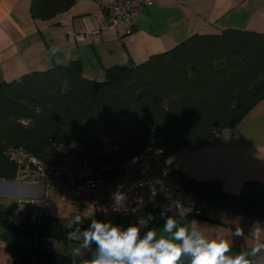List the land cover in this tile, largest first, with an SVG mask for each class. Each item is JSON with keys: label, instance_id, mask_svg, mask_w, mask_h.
Listing matches in <instances>:
<instances>
[{"label": "trees", "instance_id": "obj_1", "mask_svg": "<svg viewBox=\"0 0 264 264\" xmlns=\"http://www.w3.org/2000/svg\"><path fill=\"white\" fill-rule=\"evenodd\" d=\"M76 3L32 0L30 14L49 22ZM262 99L264 34L233 28L194 34L140 64L110 67L103 81L86 78L79 61L27 73L0 84V180L17 178L16 166L5 155L10 148L55 160L59 145L74 144L82 146L80 156L95 168H108L104 177L118 178V165L147 148L163 149L160 158L166 162L179 151L203 146L236 126ZM171 167L165 169L215 210L264 222V184L251 181L231 195L220 182H197ZM46 221L37 226L24 216L16 226L0 205V222L11 230L38 240L68 241L63 226L47 231ZM7 249L12 264H73L34 243Z\"/></svg>", "mask_w": 264, "mask_h": 264}, {"label": "crops", "instance_id": "obj_2", "mask_svg": "<svg viewBox=\"0 0 264 264\" xmlns=\"http://www.w3.org/2000/svg\"><path fill=\"white\" fill-rule=\"evenodd\" d=\"M31 1L0 0V72H6L11 81L71 61L82 64L86 78L103 81L106 69L143 63L151 55L166 52L194 34H220L230 28L264 34V0H157V4L146 9L130 29L122 28L117 33L103 30L107 24L104 7L117 0H77L71 10L49 22L32 19ZM84 28L98 30L99 35L94 40L75 39L73 36H78ZM53 48L57 49L55 54ZM171 164V169L197 182L222 183L224 192L231 195L240 194L248 182L264 184V99L258 101L236 126L217 134L203 146L179 151L166 162L161 158L156 163L145 162L141 169L157 173ZM0 185L8 188L0 194L2 206V198L12 201L19 197L25 200L43 196V192L15 180H0ZM16 189L21 195H14ZM115 194H123L127 199L132 194L130 180L119 178L115 188L102 198L108 209L107 216L90 205L104 221L109 217L114 220L113 224L125 228L138 224L141 234L153 228L158 238L168 235L162 229L164 217L160 213L166 207L163 203L157 202L153 208L129 215H117L111 211ZM99 196L100 192L90 193L84 198L98 200ZM167 215L175 216L183 226L196 221L205 227L209 239H233V253L255 246L251 231L259 230L260 241L264 242V222L225 210H215L213 220L179 216L173 209ZM236 225L248 235L247 243L242 238L232 237ZM12 231L0 222V264L14 261L7 249L9 244L20 245L14 243L16 238ZM182 264H190L188 258H184Z\"/></svg>", "mask_w": 264, "mask_h": 264}, {"label": "built area", "instance_id": "obj_3", "mask_svg": "<svg viewBox=\"0 0 264 264\" xmlns=\"http://www.w3.org/2000/svg\"><path fill=\"white\" fill-rule=\"evenodd\" d=\"M157 4V0H117L104 7L107 16L105 31L117 33L122 28H131L133 23L143 15L146 9ZM99 35L98 30L82 29L75 39L93 38ZM165 154L160 148H147L136 157L118 165V178H106L105 166L97 169L87 159H81L72 145H59L55 160H42L24 147H13L5 152L6 158L13 163L17 170L16 182L33 187V190L43 192L39 198L19 200L26 205H34L36 201L54 200L53 195L60 196L62 201H68L67 194L71 192L99 193L113 189L119 178H127L132 186V194L126 199L124 211L113 212L117 215H129L134 211H144L153 208L155 203L163 206L171 205L177 214L175 201L179 200L185 207L192 208L187 216L205 220H213L215 209L209 203L199 199L194 192L187 191L168 169L157 173H148L141 165L150 159H158ZM164 188L162 192L160 189ZM52 195V196H50ZM96 210L102 212L107 208L105 202L96 198L90 202ZM112 209V206H111ZM41 212L35 208L28 215L31 223H36ZM180 216V215H179ZM20 221H15L18 226Z\"/></svg>", "mask_w": 264, "mask_h": 264}, {"label": "clouds", "instance_id": "obj_4", "mask_svg": "<svg viewBox=\"0 0 264 264\" xmlns=\"http://www.w3.org/2000/svg\"><path fill=\"white\" fill-rule=\"evenodd\" d=\"M56 51L52 49L53 54ZM160 190L163 192L164 188ZM113 199V212L127 209L125 195L115 194ZM175 203L180 216H187L192 211V208L185 207L179 200ZM103 211L107 216L108 209ZM170 211L171 205L160 213L164 217L163 232L168 235L159 238L153 228L141 234L138 224L125 228L111 221L92 219L87 212L75 215L73 221L77 227L67 233V239L79 242V247L75 249L77 256L81 249H87L90 258H81L73 264H182L184 258H188L190 264H264V242L260 241L259 230L250 232L256 241L254 247L233 253V239H209L205 235L204 226L196 221H191L189 226L179 225L175 216L167 215ZM86 220H90V223L84 228ZM232 237L242 238L246 243L248 241V235L240 225H236Z\"/></svg>", "mask_w": 264, "mask_h": 264}, {"label": "rangeland", "instance_id": "obj_5", "mask_svg": "<svg viewBox=\"0 0 264 264\" xmlns=\"http://www.w3.org/2000/svg\"><path fill=\"white\" fill-rule=\"evenodd\" d=\"M11 80L12 78H10L9 75H6V72H0V84L3 83L4 81H11ZM107 142L110 144L113 141L109 139ZM74 148L77 150V155L79 156V158L84 159L80 156L82 146L80 144H74ZM153 162L156 163L157 159L147 160L146 164L149 163L151 164ZM7 189L8 188L5 187L4 185H0V194L2 192H6ZM107 191H110V189L100 192V196H99L100 200L98 199L99 201H103L102 198L107 194ZM16 193L17 195H21V192L18 189H16L14 195H16ZM86 194H90V193L71 192L67 194L68 201H62L60 199V196L54 195V200L36 201V203L31 206L20 203L19 200L23 199L21 197H19L18 199L13 198L12 201L8 198H2L1 201L4 204L3 208L7 211V217L10 220H13L14 218L20 220L24 216H28L27 214H29L31 211L37 208L39 209L41 214L37 218L36 223L33 224H36L37 226H42L44 225V222L46 221L47 217L52 218L54 220H57L59 226H63V228H65L67 234L68 232L75 230V228L77 227V225L73 221V217L75 215L78 214L82 215L85 212H87L90 218L103 220L101 218L100 213L94 212L93 209L91 208L90 206V201L92 200L91 197L84 198ZM18 207L19 209H17ZM106 220L114 223L113 222L114 220L109 217L106 218ZM89 223L90 220H86L83 227L84 228L88 227ZM12 232H15L14 235L16 236V237L14 236V238H16L14 243H19L22 246L30 247L34 243L36 246L42 247L52 252H57L65 255L69 257V259L72 262L79 261L81 258H85L87 256H89L90 258V253L89 250L87 249H81L79 256L75 254V249L79 247V242L77 241H69V240L67 241L65 239H62L61 241V240L49 239V238H42L38 240L39 238L36 239L27 234H23L17 231H12Z\"/></svg>", "mask_w": 264, "mask_h": 264}, {"label": "water", "instance_id": "obj_6", "mask_svg": "<svg viewBox=\"0 0 264 264\" xmlns=\"http://www.w3.org/2000/svg\"><path fill=\"white\" fill-rule=\"evenodd\" d=\"M1 182H4V181H1ZM56 227H57V221L56 220H54L52 218L47 219V221H46V230L47 231H52Z\"/></svg>", "mask_w": 264, "mask_h": 264}]
</instances>
